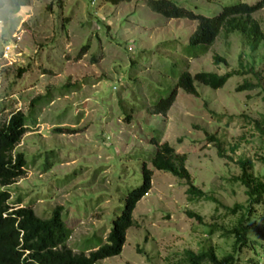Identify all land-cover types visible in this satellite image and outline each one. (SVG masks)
<instances>
[{
    "label": "rangeland",
    "instance_id": "rangeland-1",
    "mask_svg": "<svg viewBox=\"0 0 264 264\" xmlns=\"http://www.w3.org/2000/svg\"><path fill=\"white\" fill-rule=\"evenodd\" d=\"M171 1L209 17L257 0ZM145 2L28 0L12 12L0 0V121L15 111L27 117L14 148L23 153L24 174L5 187L11 205L19 196V205L41 218L60 206L67 245L87 253L104 242L125 193L140 183L141 165L152 170L120 252L96 264H175L184 249L208 246L219 256L230 252L232 238L221 236V227L234 224L246 204L243 187L232 180L237 161L249 160L254 176L264 174V148L250 123L263 112L264 42L250 51L237 33H220L204 54L186 56L182 48L195 21L165 19ZM252 18L264 34V9ZM214 56L224 64H214ZM181 71L234 75L217 90L198 83L196 95L178 89L167 112L152 115L151 104L168 94ZM243 82L256 88L235 92ZM36 96L45 101L29 109ZM206 135L219 140L222 159ZM154 139L185 155L192 184L211 199L194 198L182 180L151 169ZM234 204L241 207L230 212ZM248 219L261 258L253 263L257 257L245 247L237 264H264V217L257 212Z\"/></svg>",
    "mask_w": 264,
    "mask_h": 264
},
{
    "label": "trees",
    "instance_id": "trees-1",
    "mask_svg": "<svg viewBox=\"0 0 264 264\" xmlns=\"http://www.w3.org/2000/svg\"><path fill=\"white\" fill-rule=\"evenodd\" d=\"M122 1L130 0H104V2L113 5ZM6 3L12 8V12H17L28 4V0H6ZM145 5L151 12L159 14L165 19L195 21V28L187 37L186 44L182 48L183 54L189 57L204 54L220 33L224 35L237 33L250 51L257 50L259 45L264 42V34L258 23L252 18L253 13L264 9V0H257L251 5L237 3L223 6L216 15L209 17L193 14L191 11L175 5L171 0H146ZM212 60L214 64H224L222 58L214 56ZM21 70L19 69L18 72ZM249 71L255 77L259 75L251 69ZM232 75L234 72L217 75L199 71L190 75L188 72L181 71L168 94L165 97L157 98L151 104V113L152 115H164L173 103L178 89L188 95H196L193 83H198L209 89L217 90ZM254 88L256 85L243 82L235 88V92L249 91ZM261 93L263 112L258 119L250 120V123L264 148V87L261 88ZM42 101L45 100L41 96L34 97L29 101V109ZM127 118L128 116H126ZM26 121L27 117L19 111L11 113L6 120L0 121V264H96L105 257L118 254L124 241L125 231L133 224L131 213L135 203L150 188L152 170L146 168L144 164L141 165L140 183L125 193L119 213L111 219L104 242L99 243L87 253L82 250L74 252L66 243L70 229L62 220L60 206H54L48 217L41 218L35 215L30 206L19 205V196L11 205L9 192L5 187L24 174L26 162L23 153L14 152V148L26 132ZM55 131L58 134H63V131L68 134L73 133V130L69 129L56 128ZM206 139L208 142L214 143L216 155L222 159L219 140L214 135H206ZM149 144L154 146V152L149 159L151 169L170 173L182 180L186 186L185 192L192 197L211 199L192 184L190 175L184 166L186 160L184 154L175 153L167 143H159L157 139L151 140ZM259 161L264 171V154L259 158ZM237 166L239 174L233 176L232 180L243 187L246 204L234 224L229 228L221 227V236L232 238L231 251L219 256L212 246L196 252L184 249L175 264H237L239 253L245 247H249L257 257L249 259L253 263L261 258L260 252L256 251V247H254V244L261 247V244L250 239L247 221L249 216L257 212L264 217V209L263 211L256 210L258 204H264V174L254 176L251 172V162L246 159L238 160ZM240 207L241 205L234 204L229 211L233 212L235 208ZM186 214L197 221L200 220L197 213L186 211ZM262 253L264 255V250Z\"/></svg>",
    "mask_w": 264,
    "mask_h": 264
}]
</instances>
